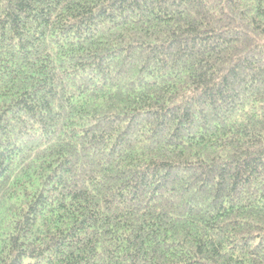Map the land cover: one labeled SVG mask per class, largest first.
Returning <instances> with one entry per match:
<instances>
[{"label":"trees","instance_id":"obj_1","mask_svg":"<svg viewBox=\"0 0 264 264\" xmlns=\"http://www.w3.org/2000/svg\"><path fill=\"white\" fill-rule=\"evenodd\" d=\"M0 264H264V0H0Z\"/></svg>","mask_w":264,"mask_h":264}]
</instances>
